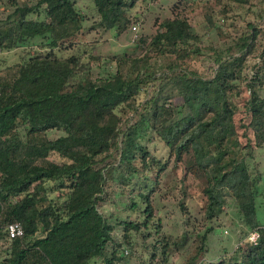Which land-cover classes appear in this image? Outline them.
Segmentation results:
<instances>
[{
    "label": "trees",
    "instance_id": "obj_1",
    "mask_svg": "<svg viewBox=\"0 0 264 264\" xmlns=\"http://www.w3.org/2000/svg\"><path fill=\"white\" fill-rule=\"evenodd\" d=\"M140 1L94 0L99 17L91 27L128 31L139 19L133 10ZM262 1L185 0L191 11L201 9L209 30L231 39L224 51L209 44L217 64L212 75L198 66L206 62V45L183 10L164 17L152 35L134 39L141 52L116 54L114 71L94 75L100 54L83 60L85 50L58 52L77 44L84 29L87 16L76 0H11L13 8L0 18V56L36 37L42 41L21 60L3 66L0 59V264H98V258L123 264L134 232L146 229L147 238L151 227L162 230L153 196L169 164L150 147L155 138L181 167L185 193L190 176L200 181L207 219L227 214L233 198L249 227L229 261L222 255L205 264H264L260 176L248 163L255 148H264V50L252 73L247 63L262 29L249 20L240 34L225 30L239 10L257 7L263 19ZM240 84L250 97L248 118L238 123L232 94ZM54 128L64 133L51 137ZM117 181L134 193L122 212L107 214L101 206ZM180 205L185 210L183 200ZM14 221L24 233L9 237ZM253 230L260 232L256 243L247 240ZM188 239L186 231L155 241L151 262L159 242L166 264L171 244ZM202 248L189 264L203 262Z\"/></svg>",
    "mask_w": 264,
    "mask_h": 264
},
{
    "label": "rangeland",
    "instance_id": "obj_2",
    "mask_svg": "<svg viewBox=\"0 0 264 264\" xmlns=\"http://www.w3.org/2000/svg\"><path fill=\"white\" fill-rule=\"evenodd\" d=\"M76 1L78 8L87 16L84 22V29L78 37L77 44L60 49L58 52L61 55L68 56L73 53H82L85 50L86 52L82 55L83 60L89 59L88 54L90 52L100 54L102 57L100 65L98 66L99 63L97 62H92L95 67L94 75H104L110 71H114L115 63L113 62V57L116 54L124 53L125 51L131 53L134 51L136 53L141 52L142 48L137 47L134 41L136 34L137 38L142 33L152 35L164 17L172 16L180 10L190 12L193 29L202 35V43L206 45V62L205 64H198V66L200 69L205 68L209 75L214 73L217 65L214 60V54L212 55L214 48L209 44H218V49L224 51L231 42V39L222 40L215 29L209 30V27L203 19L201 9L196 7V9L191 11L190 5L185 0H141L133 10L139 14L138 21L134 23L138 26L137 29H134L132 25L128 31L120 35L113 29L91 27L99 17L94 0ZM12 8L13 4L11 0H0V18L5 16ZM254 8L255 10L249 12L245 9L239 10L238 15L229 29H225L228 30L226 34H240L249 20H256L258 26L262 29L258 38L259 49L248 56L247 63L250 73L255 70L251 67L252 64L259 62V54L264 50V18L261 19L256 12L257 7ZM30 16L38 17L39 15L32 13ZM221 21L223 22L224 19L222 18ZM41 41V37H36L28 44L11 50H4L0 56L1 64L7 66L17 60H21L30 48L32 51V46L38 47ZM260 93L264 95V88L260 89ZM232 97L233 103L237 107L236 118L238 123H240L241 118H248L245 105L250 97V91L245 85L240 84L234 90ZM176 99L177 101L181 100L180 97ZM62 133H64L62 129L54 128L49 130L51 137H57ZM150 147H154L160 159L167 161L169 164L168 168L163 171L162 182L156 187V192L153 196L157 208L156 212L162 219V230L160 233H156L155 227H151L150 231L153 233L147 238L143 237L142 234L143 231L146 232V229H142V232H134L132 238L133 252L125 258L123 264H162L163 251L162 244L159 241L157 244L158 256L154 259L153 263L151 262V254L153 251L152 243L168 235L180 238L186 231L189 235L187 243L179 247L171 244L168 257L169 262L166 264H189L193 254L202 245L204 259L201 264H205L208 260H217L222 255H225L227 257L226 259H228L227 261H229V256L233 249L244 241L246 232L249 229L234 199L230 198L226 204L227 214L221 213L212 220L207 219L202 206L204 198L200 181L190 176L186 181L187 193H185L180 179L182 169L181 167L176 168V165H174V157H169L168 148L165 143L159 138H155L150 143ZM248 163L252 174L260 176L257 198L258 215L264 221V148H255L253 155L248 158ZM123 185L122 183L120 185L118 181L115 183L116 188L110 191L108 198L101 206V210L107 214L122 212L124 210V207L130 201V196L134 192L132 193L128 187ZM182 200L185 204V210L180 205ZM211 226H214L212 231L209 230ZM116 233L121 235L122 232L121 230H117ZM204 233L207 234V237L203 244L201 237ZM4 244L3 241H0V246ZM96 263H102L101 258H98ZM92 264H95V262H92Z\"/></svg>",
    "mask_w": 264,
    "mask_h": 264
},
{
    "label": "built area",
    "instance_id": "obj_3",
    "mask_svg": "<svg viewBox=\"0 0 264 264\" xmlns=\"http://www.w3.org/2000/svg\"><path fill=\"white\" fill-rule=\"evenodd\" d=\"M137 25H133L134 29H137ZM137 38V34L134 39ZM7 232L9 237H16L18 235H22L24 233V227L21 222L14 221L10 222L7 226ZM260 237L259 230H253L247 235V240L251 241L252 243H256Z\"/></svg>",
    "mask_w": 264,
    "mask_h": 264
}]
</instances>
